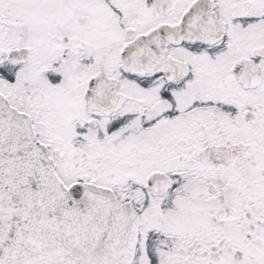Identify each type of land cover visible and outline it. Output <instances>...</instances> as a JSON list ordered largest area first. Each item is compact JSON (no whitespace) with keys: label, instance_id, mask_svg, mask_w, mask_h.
<instances>
[{"label":"snow or ice","instance_id":"obj_1","mask_svg":"<svg viewBox=\"0 0 264 264\" xmlns=\"http://www.w3.org/2000/svg\"><path fill=\"white\" fill-rule=\"evenodd\" d=\"M0 264H264V0H0Z\"/></svg>","mask_w":264,"mask_h":264}]
</instances>
